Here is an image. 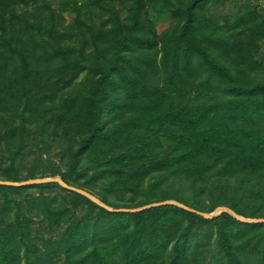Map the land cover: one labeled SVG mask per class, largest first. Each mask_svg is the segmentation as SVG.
Masks as SVG:
<instances>
[{"label":"trees","instance_id":"obj_1","mask_svg":"<svg viewBox=\"0 0 264 264\" xmlns=\"http://www.w3.org/2000/svg\"><path fill=\"white\" fill-rule=\"evenodd\" d=\"M18 1L25 4L15 7ZM30 1L0 0V180L59 176L93 193L102 179V202L136 208L182 201L163 186L171 188L173 177L192 193L224 191L222 205L264 218V64L257 57L264 8L237 15L226 30L220 21L228 18L209 12L218 0H89L86 7L109 14L100 24L85 22L82 6L65 1L62 9L78 12L69 25L46 0ZM163 6L171 22L156 31L145 15ZM81 74L75 91L64 93ZM57 134L68 144L51 168L42 153ZM52 186L68 192L61 205L25 192ZM126 193L124 204L110 200ZM83 201L79 219L62 229ZM217 205L111 211L56 181L0 183V264H202L208 240H188L209 237L202 227L212 224L218 264H264V221L200 213ZM34 215L46 222L47 237L33 233ZM241 241L253 247L243 251Z\"/></svg>","mask_w":264,"mask_h":264},{"label":"rangeland","instance_id":"obj_2","mask_svg":"<svg viewBox=\"0 0 264 264\" xmlns=\"http://www.w3.org/2000/svg\"><path fill=\"white\" fill-rule=\"evenodd\" d=\"M46 1L48 2V6L51 9H53L56 14H58V12L61 13L62 20L64 21V24H67V25H69V24L73 23V21H75V19L78 16V12H76L71 5H68V6L64 7V9H62L63 8V2H65V1L76 2V4L82 6L81 11L79 12V14H80L79 17L81 19L85 20V22H87L89 24L91 22H94L95 24H100L102 21L106 20V18H109V14H107V13L106 14H104V13L100 14V9H98V8L86 7V5L89 4V0H46ZM30 3L31 4L29 5V7L32 8V6L35 4H33V2H31V1H30ZM217 3L219 4L217 6L215 5L216 3L211 5L209 12L215 16H223V17L228 18L226 24H224L223 19L220 21V25L222 26V28H224L226 30L230 29V26L232 25L233 20L237 15H245V14H249L250 12H253V11L260 12L264 8V0H218ZM24 4L25 3L18 1L15 4V7H21ZM37 4L40 5L41 2H38ZM27 7L28 6H26V8ZM90 8L93 9V12H92L93 15L91 18L94 19V21H91V18H90V15H91ZM162 8H163V11H155V10L150 9L148 15H145V17H149V19L151 18L156 31H160L161 29L165 28L171 22L170 13L168 12V10L166 9L165 6H163ZM120 16L123 17L122 12H121ZM112 27H113L112 24L108 23L105 26L101 27V30L104 31V29H105V31H108ZM259 45H260V48H259V52H258L257 57L264 64V39L259 43ZM133 56L135 59H137L136 57H138L139 55L133 54ZM82 77H83V74H81L79 76V78L77 79V81L74 84H72L70 87L65 88L63 90V92L66 94L73 93V91H75L74 89L80 83ZM32 90H33L32 91L33 94H35L37 96H39L41 94V92H40L41 89L39 87H35ZM59 133H60V131H59ZM46 140H47L48 145L46 146L44 152L42 153V158L43 159L48 158L49 160L47 162H51V168H56L57 165L60 164V162H61L60 156H62V154L65 152V149H63V148L68 143L66 140L63 139V137L58 136V134L54 137H48ZM84 160H87V159L85 158ZM84 163H85V165L88 163H89V165H92V162H88V163L84 162ZM59 168H60V170H63V169L65 170V167H63V166H60ZM53 177L54 176H45V177H41V178H35L37 181L34 180L33 182H28V183L44 182V181H39V180L47 179L46 181H56L60 185H62L60 183V181L55 180ZM212 181H219V180L218 179H212ZM223 181H226V179L220 180L219 183L221 184ZM169 182L172 184L171 188L167 187L165 183H163L164 184L163 186L165 188H167V190L173 192L175 195H178V197L182 199V201H179L177 198L166 199V200L170 201L172 204H174L173 201H177V202L184 204L188 207L189 206L190 207L193 206V208L196 207V210H197V208H198V210L199 209L207 210V208L210 207L212 204L218 202V205L216 207H214V209L212 211H210V212L204 211V213H206L208 215L212 214L213 216H217L222 211H225V210H222L220 208L222 206L224 207V205H222V203L219 201L223 197H226V193L224 191L222 192V194H218L219 192L216 194H211V193L207 192V188H204L203 190H199L198 188L194 187L193 190L194 191L196 190L197 193H198V191H201L200 193L196 194L195 192L192 193V191L190 190V188H192V187L187 183V181H182V180H179L177 178L170 177ZM103 183L104 182L102 181V179H100V181L97 182V189H96V183L94 184L93 193H90L92 195V198L88 197L82 193H80V194L84 195L85 197L90 199L92 202L101 206L98 202L99 201L102 202V194L98 193L97 191L101 190ZM238 183L239 182L237 179H231L229 181V186H234V185L238 186ZM22 184H26V183H24V181H20V182H16L15 185H22ZM98 186H100V189L98 188ZM243 188H244V186L242 187V189ZM66 189H68V188H66ZM69 190H71V189H69ZM25 192H26L27 196H29V197H37V196H39V194H42L45 197H47L48 200L57 201V203H56L57 205L60 204V201L63 198V196L67 197V194H66L67 191H63V190L59 189L58 187H53V186L51 187V189H47V190H44L42 192L37 187H30V188L26 189ZM229 192L234 193V191H229ZM77 193H79V192H77ZM150 193H152V192H150ZM129 194L130 193H126L123 200L122 199L119 200V199L113 198V197H110V200H112V202L124 204L123 201H130L131 200V199L128 200V196H130ZM135 201H136V199H135ZM188 201L192 205L187 204L186 202H188ZM82 203H83L82 207L78 206L79 205L78 204V205H75V208L71 210V213L69 214L71 217L69 215H67V218H66L65 222L63 223V226L61 227L62 229H64L63 228L64 226H66V225L68 226L69 221L71 219H73L74 217H78V219H79V216L82 214L81 209L86 206V204H85L86 201H83ZM111 208H114V207H111ZM185 209H187V208H185ZM117 211H119V210H117ZM191 211H194V210H191ZM78 214H79V216H78ZM213 216H211V217H213ZM211 217H209V218H211ZM243 218H246V217H243ZM257 218H259V217H257ZM246 219H253V218H246ZM45 224H46V222L43 221L42 216H40V215H34L33 216L32 228H33V233L36 234V237L39 236L38 238H41V237L44 238L45 236L46 237L48 236V233L46 234L47 231L45 229L46 228ZM180 224H181V222L176 220V223L171 224V226L178 228ZM202 228L204 229V231H206L205 232L206 234L208 233L209 237H206V235L201 236L200 233L199 234H192V236L188 240V243H192L195 241H200L201 243H204L206 240H208L204 244V246L206 248H205V251L202 253L203 257H205L202 264H218L219 261L218 260L215 261V259H212V257H211V253L215 249L214 237H215L216 228L213 224H212V226H208V227L204 226ZM62 229H61V231H62ZM252 243L253 242H246V241L242 242L241 241L240 243L236 244V246L243 251H247L248 249L253 247ZM256 246L259 247V245H257V244H256ZM87 250L88 249H86V251L85 250H83V251L87 252ZM257 252L261 253L262 251L257 250ZM258 261H260L259 256H258ZM61 263H62L61 261L57 262V264H61ZM256 263L257 262L255 259H250V260L244 262V264H256Z\"/></svg>","mask_w":264,"mask_h":264},{"label":"water","instance_id":"obj_3","mask_svg":"<svg viewBox=\"0 0 264 264\" xmlns=\"http://www.w3.org/2000/svg\"><path fill=\"white\" fill-rule=\"evenodd\" d=\"M55 180H58V181H60V183L64 186V187H66V188H68V189H71V190H74V191H76V192H79V193H82V194H84V195H86V196H88V197H91L92 198V195L89 193V192H87V191H85V190H83V189H80V188H77V187H74V186H70V185H67V184H65V183H63L61 180H60V178L58 177V176H54L53 177ZM37 181L36 179H30V180H27V181H24V183H28V182H33V181ZM47 179H41V180H39V181H46ZM0 183H3V184H16V182H11V181H2V180H0ZM174 202V204H177V205H179V206H181V207H184V208H187V209H190L188 206H186V205H184V204H181V203H179V202H177V201H173ZM102 207H104V208H106V209H109V210H127V211H137V210H141V209H144V208H148V207H152V206H156V205H161V204H167V203H171L170 201H168V200H163V201H159V202H152V203H148V204H145V205H142V206H140V207H136V208H111L110 206H108L107 204H105V203H103V202H101V201H99L98 202ZM222 210H225V211H227L228 213H230L231 215H233L234 217H236L237 219H240V220H244V221H264V218H262V219H246V218H243L242 216H240L239 214H237L236 212H234L232 209H230V208H228V207H220ZM190 210H194V209H190ZM194 211H196V210H194ZM203 216H205V217H211V216H213L212 214H206V213H204V212H200Z\"/></svg>","mask_w":264,"mask_h":264}]
</instances>
